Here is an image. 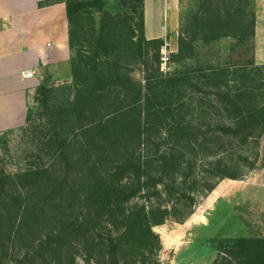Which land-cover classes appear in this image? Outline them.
Returning <instances> with one entry per match:
<instances>
[{"label":"trees","instance_id":"obj_1","mask_svg":"<svg viewBox=\"0 0 264 264\" xmlns=\"http://www.w3.org/2000/svg\"><path fill=\"white\" fill-rule=\"evenodd\" d=\"M60 1L70 81L40 83L24 126L0 134L25 148L13 175L0 159V264H161L154 229L240 181L251 163L231 152L264 134L254 0H192L165 72L144 0ZM209 243L212 264H264L258 233Z\"/></svg>","mask_w":264,"mask_h":264},{"label":"crops","instance_id":"obj_2","mask_svg":"<svg viewBox=\"0 0 264 264\" xmlns=\"http://www.w3.org/2000/svg\"><path fill=\"white\" fill-rule=\"evenodd\" d=\"M160 2L144 0V32L148 40L164 38L161 23L156 25L155 19L148 17L155 3L161 15ZM68 62V24L62 1L0 0V134L24 125L40 82L50 75L60 77L56 67H66L67 72ZM26 72L32 73V77H23ZM225 196L226 192L216 187L200 200L183 224H172L163 235L158 233L161 264L166 255H170L168 264H175L181 250L191 246L214 224L212 216Z\"/></svg>","mask_w":264,"mask_h":264},{"label":"rangeland","instance_id":"obj_3","mask_svg":"<svg viewBox=\"0 0 264 264\" xmlns=\"http://www.w3.org/2000/svg\"><path fill=\"white\" fill-rule=\"evenodd\" d=\"M160 1L161 15L158 13L160 10L159 5L156 6L157 3H155L148 17H153L156 25L161 23L165 32L163 40L167 37V41L163 42L167 46L170 55L176 52L175 49H177L176 36L179 34L180 17L191 8L192 0ZM254 7L256 12L255 61L258 65H263L264 0H254ZM222 46L225 48L227 44L223 43ZM56 70H59L60 77H57V75L44 77L48 85L60 86L70 81L69 68L67 72L66 67H56ZM167 70L168 65L165 71ZM134 77L141 79L142 76L139 72H136ZM42 82L43 80L40 83ZM5 138L9 142L7 146L0 147V159L3 162L6 173L13 175L25 165V162L22 161V151L25 153V148L24 146L22 148L19 147V133L12 132ZM242 150V148H235L234 152H231L230 158L236 162L237 155L243 153L247 156L251 166L239 162L242 167L243 178L240 181L223 180L217 184L216 187L223 189L226 192V196L223 200H220L217 211L212 216L211 221L212 223L214 221V224L204 230L203 235L198 240H194L191 246L181 250L175 258V264H212L217 258V252L209 243L211 239L244 237L256 233L264 236V134L258 145H252L246 150ZM164 226L162 228L164 231L160 229L161 227L155 228L154 231L163 235L172 224L169 223ZM203 238H209V240L203 241ZM169 258L170 255H166L163 263L168 264ZM77 263L83 264L80 259L77 260Z\"/></svg>","mask_w":264,"mask_h":264},{"label":"built area","instance_id":"obj_4","mask_svg":"<svg viewBox=\"0 0 264 264\" xmlns=\"http://www.w3.org/2000/svg\"><path fill=\"white\" fill-rule=\"evenodd\" d=\"M169 50L167 49V46L164 44L160 49H159V55L161 59V71H165L167 69V65L169 63ZM23 77L25 78H31L32 73L26 72L23 74Z\"/></svg>","mask_w":264,"mask_h":264},{"label":"water","instance_id":"obj_5","mask_svg":"<svg viewBox=\"0 0 264 264\" xmlns=\"http://www.w3.org/2000/svg\"><path fill=\"white\" fill-rule=\"evenodd\" d=\"M121 1H123V0H121Z\"/></svg>","mask_w":264,"mask_h":264}]
</instances>
